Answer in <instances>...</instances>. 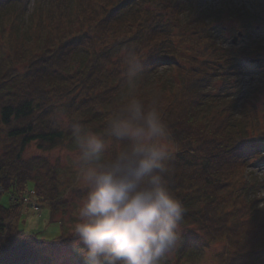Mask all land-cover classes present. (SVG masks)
I'll list each match as a JSON object with an SVG mask.
<instances>
[{
  "label": "trees",
  "instance_id": "trees-1",
  "mask_svg": "<svg viewBox=\"0 0 264 264\" xmlns=\"http://www.w3.org/2000/svg\"><path fill=\"white\" fill-rule=\"evenodd\" d=\"M200 6L0 0V264H36L46 246L74 245L72 236L47 239L9 224L19 205L4 203L6 193H32L49 224L63 208L61 167L23 158L28 146L73 151L76 130L95 133L114 146L105 149L109 162L116 145L128 148L107 135L109 124L133 99L158 109L170 134L164 175L185 209L174 264H193L214 244L222 245L216 264H264V46L223 45V30ZM233 12L224 5L219 20L240 21L244 37L262 18ZM247 74L255 82L245 84Z\"/></svg>",
  "mask_w": 264,
  "mask_h": 264
},
{
  "label": "clouds",
  "instance_id": "clouds-1",
  "mask_svg": "<svg viewBox=\"0 0 264 264\" xmlns=\"http://www.w3.org/2000/svg\"><path fill=\"white\" fill-rule=\"evenodd\" d=\"M107 135L128 143L109 162L103 137L74 134L86 188L72 226L74 243L87 264H162L180 239L185 214L164 175L173 154L168 127L158 109L133 99L112 118Z\"/></svg>",
  "mask_w": 264,
  "mask_h": 264
},
{
  "label": "rangeland",
  "instance_id": "rangeland-1",
  "mask_svg": "<svg viewBox=\"0 0 264 264\" xmlns=\"http://www.w3.org/2000/svg\"><path fill=\"white\" fill-rule=\"evenodd\" d=\"M200 7L204 10H210L212 17L216 19L219 28L222 31L221 41L223 45L232 46H242L246 45L250 41H255L264 46V0H199ZM224 5L232 8L233 14L239 9H246L250 12L257 13L261 11V17L253 21L251 29L247 32L245 37H237L235 45L231 44L233 37H236L237 32H242L239 27L242 24L240 21L232 19H220L219 12H223ZM253 27H256L253 30ZM243 34V33H242ZM261 57H264V52H262ZM256 75L247 74L244 77L245 84L255 82ZM261 108L264 107V98L262 99ZM264 118V113H262ZM264 121V119H263ZM110 141L106 142V149L113 147ZM34 145L28 146L23 154V158L27 159L34 156L43 155L48 158L51 163L57 161L58 166L61 167V175L59 180L61 183V191H63V208L58 209V213L54 216V224H49L47 221V209L46 204L39 202L34 198L32 193H28L23 197H18L17 195L8 194L3 197V202L7 203L8 199L14 204L19 205L18 213L9 220V224L17 226L23 229L25 232L28 231H41L47 239H52L57 235L61 234L64 237L72 236V226L77 219L78 208L86 195V188L80 182V165H79V149L68 151L65 149H57L50 153H41L38 151ZM116 151L120 152L119 145H116ZM3 193V191L0 189ZM8 197V198H7ZM47 222V223H46ZM180 235V230L178 228ZM73 237V236H72ZM177 246V245H176ZM79 245L74 243L73 247H51L46 246L43 251V262H38L36 264H79L77 262V257L83 258L80 252ZM222 249L221 244H214L207 248L204 256L199 261L193 264H216L213 256L215 253ZM176 247L166 253L162 257V264H174V251ZM87 263V262H86Z\"/></svg>",
  "mask_w": 264,
  "mask_h": 264
},
{
  "label": "water",
  "instance_id": "water-1",
  "mask_svg": "<svg viewBox=\"0 0 264 264\" xmlns=\"http://www.w3.org/2000/svg\"><path fill=\"white\" fill-rule=\"evenodd\" d=\"M241 36H242V33L241 32H237L236 37H233L231 44L235 45L237 37H241ZM246 61L249 64H253V63H257L258 64V62L260 61V59L257 60V58L256 59H254V58H247Z\"/></svg>",
  "mask_w": 264,
  "mask_h": 264
}]
</instances>
